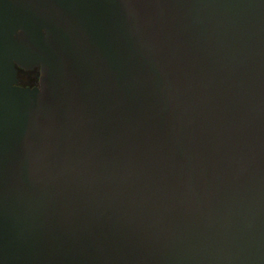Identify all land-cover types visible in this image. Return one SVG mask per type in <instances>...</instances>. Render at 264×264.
<instances>
[{
    "label": "water",
    "instance_id": "obj_1",
    "mask_svg": "<svg viewBox=\"0 0 264 264\" xmlns=\"http://www.w3.org/2000/svg\"><path fill=\"white\" fill-rule=\"evenodd\" d=\"M0 264H264V0H0Z\"/></svg>",
    "mask_w": 264,
    "mask_h": 264
},
{
    "label": "flooded vegetation",
    "instance_id": "obj_2",
    "mask_svg": "<svg viewBox=\"0 0 264 264\" xmlns=\"http://www.w3.org/2000/svg\"><path fill=\"white\" fill-rule=\"evenodd\" d=\"M17 69V82L16 85L23 87H39L41 77V66L34 68H25L18 63H15Z\"/></svg>",
    "mask_w": 264,
    "mask_h": 264
}]
</instances>
